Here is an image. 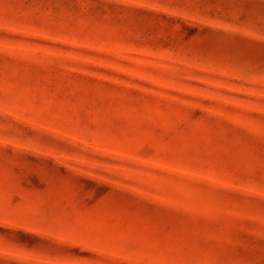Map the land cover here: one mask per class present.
<instances>
[{
    "label": "rangeland",
    "instance_id": "rangeland-1",
    "mask_svg": "<svg viewBox=\"0 0 264 264\" xmlns=\"http://www.w3.org/2000/svg\"><path fill=\"white\" fill-rule=\"evenodd\" d=\"M0 264H264V0H0Z\"/></svg>",
    "mask_w": 264,
    "mask_h": 264
}]
</instances>
